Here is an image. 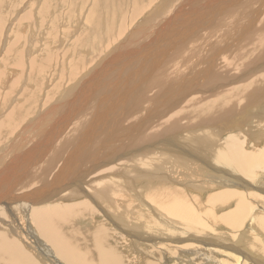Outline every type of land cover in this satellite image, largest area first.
Here are the masks:
<instances>
[{
    "label": "rangeland",
    "instance_id": "obj_1",
    "mask_svg": "<svg viewBox=\"0 0 264 264\" xmlns=\"http://www.w3.org/2000/svg\"><path fill=\"white\" fill-rule=\"evenodd\" d=\"M93 1L92 0H86V2H85L84 0H60V2H62V3H60L61 5H58L56 7V6H54L56 3V0H49V1L48 0H45V1L41 0L40 2L37 1L36 6L34 7L35 9L34 8L32 9V8H30V7L34 6V3L32 0H0V107H3L2 115L0 114L1 119L4 115H8V116L11 115L10 112H12V110H13L12 108L16 109L17 111H19V109H20V111L18 112L19 116L14 113L13 120H9L11 116H9V117L7 116L6 120L3 122V124H4L3 129H1L2 131H0V134H1V136H0V140H1L0 141L1 142L0 143V160L7 154L8 150H6V149L10 148L9 146H7V143L9 141V139L12 137V135H15V137L11 138V139L13 141L16 140L17 135L13 134L14 131L19 132V134H20L19 139L20 138L26 139L29 135L31 136V137L29 136L30 139H29V137L26 139V143L24 142L25 146L22 144V147L24 148V149L22 148V151L30 148V146L33 147L35 145V144L33 145V143L36 142L39 139V137H41V135L43 134V132L45 130V126L47 123L46 120L45 121L43 120L44 118L46 119V115H45L46 110H47L46 108L48 106H50V104L52 105V103L58 98V96H60L59 94H60V92H62L63 89H66V87L61 88V87H64L63 81L64 80L66 81V76H64L65 77L64 78L61 75L60 76L57 75L58 73L61 74V71L64 72L63 66L66 67L72 60L75 61L76 59H78V57H80V55L84 53L82 50H84L85 52L89 51V52L84 53V54L86 56L91 55L90 57H93V54H92L93 51L91 52V50L88 48L92 45L91 43H92L93 38L96 37L97 39L96 38L95 39L97 41H100L101 37L105 36L104 34L107 33V35H110V33H112V29L117 30V28H116L117 25H115V24H117V21H118V26L121 25L120 28H121V30H124V32L120 38H118L117 40H114L109 46H113L116 41L124 40L126 37L135 38L137 33L144 31L142 28H139V26H137V25H139L138 22L143 23L144 16L149 12V10H150V12H154L153 10H154L155 5H157V3L160 2L159 0H154L150 6H148L146 9H144V11H142V14L136 13L139 16H137L136 14H132L135 17V20H134L132 18L133 16L130 15L132 12L130 11V13H129V10L132 9L131 5H128V4H131L130 0H127V1L126 0H124V1L123 0H120V1L119 0H117V1H115V0L114 1L113 0L112 1H110V0L109 1L108 0H106V1L93 0ZM95 1H97L96 4H95ZM118 1L120 2L121 6L118 5L119 4ZM176 1H175L176 2L175 4H177L178 2H179L178 4H181L180 1H183V0H176ZM122 2H123V4H121ZM251 2H252V6L247 7L246 8L247 10H250V8H253L254 5L257 4L256 3L257 0H254ZM45 3L49 7V9H47L46 12L44 11L42 14L38 13L37 10L40 9ZM113 3H115V4H113ZM132 4H134V3H132ZM196 4H198V2H196L195 4H190V6L196 5ZM6 5H7V7H6ZM116 5L119 7H117ZM122 6H123V8H122ZM125 6L126 7L128 6V8H125ZM176 6L174 8H171L172 10L171 9L168 10V7H167L166 9L169 11V12L168 11L167 12L172 13L175 10ZM83 7L86 8L85 11H83L84 10ZM115 7H117L118 9H115ZM192 8H194V7H192ZM25 9H28V10L30 9L29 11H31L32 15H35L34 16L35 20L29 19L28 18L29 15H27V13H26V15H25V13H23V12H26ZM51 10H52V13H51ZM55 10H57V11H55ZM164 10H165V8H164ZM263 10H264V8H263ZM21 11H23V12H21ZM47 12H49L48 14H50V15H47ZM99 12H101V13H99ZM167 12L163 15H166ZM246 12H248V11H246ZM19 13H20V15H22V13H23V15L26 16V17H23L24 20L21 21L22 23L28 24V22H30V21H31V23H34V24L27 26V28L30 30L29 37L24 36L25 33L24 34L22 33L21 35L19 34V33H21L19 31V28H18L20 26L18 24V17H21V16H19ZM67 13L68 14L70 13V14L68 15ZM124 13H126L127 15H124ZM159 13H161V12H159ZM263 13L264 12H262V15H263ZM222 14H223V12L221 13L220 18H222ZM245 14H246V17H244V19L247 20L251 14H250V12L245 13ZM103 15H105V16H103ZM163 15H161V16H163ZM42 16H44V17H42ZM87 16H88V18H87ZM109 16H111V17H109ZM130 16H131L132 20H134V22L132 21L133 23L130 22V19H131ZM168 16H167V20H169V17H170V16L169 17ZM258 17H259V15H258ZM258 17H257V20H255L254 22H252L250 24V26L247 30L248 35L246 36L244 33L242 36V39H239V37H238L236 42H239V43L236 47L225 49L221 52L219 51L220 55L216 56V58L218 57L217 59L214 57L213 62H206L204 69L202 67L200 68V71H202V72L199 71V73H198L197 69H195L198 66L200 67V65L197 63H196L197 67L192 68L191 72H190V69H189V71H187V72H190V75H194L195 74L194 72H196V74H198V75L196 77L195 82L191 86H189V89L185 90L184 92H182V90H181L180 91V92H182L181 94H179L180 92L178 93L179 95H182V97H183L182 100L185 99V101L183 100L184 102L181 101V105L178 106L179 108L177 107L178 110L175 107V104L177 102L176 98L178 95L176 93V91L179 88L176 85L178 83V81L176 79L174 80L175 82L171 80L172 76H171V73H169L168 69L170 70L172 67H174V66L176 67L177 65L183 63L186 60L190 61L193 58L197 59V58H200L204 55L206 57L207 54H209V53L211 54V52H215L216 49H213L211 47V45L209 44L211 39L208 37V35L206 33L204 36H202L201 39L199 38V39H196L194 41L192 40L193 42L190 40V43L188 44L189 47H188V49L186 48V50H183V51L180 50L179 51V50H176L177 47L173 46L168 52H166L165 57L161 53L160 54L158 53L159 54L158 57L159 58L161 57L160 58L161 60H158L157 64H158V62H159V64L158 65L156 64V66L154 67V69L156 71H154V69H153V71H151L149 73V75L151 74L150 75L151 77H148V80L151 78L154 79L153 77L156 78V75H157V78L159 79L160 84L166 85V88L162 90V88H164L165 86L163 87V85L154 84L152 81H149L145 85H143L144 82H141L137 85H136V83H133L131 85H130V83L128 84V85H130L128 88H130L129 91L131 93H134V91L137 90V89H135L136 86H139V85L142 86L143 85L142 86L143 91H144V88L147 87L148 91L147 90L145 91V93H144L145 96L143 95V98H142V103L144 105L146 104V102L149 101L150 97H152V96L157 97V101H156L157 105L152 104V106L155 109H157V113L155 116H157V115L158 116L157 117L154 116V117L150 118L148 115H146L145 110H143V108H141L142 104H140V106L136 105L137 104V102H135V101H137L136 99L134 100L131 97H129L130 99H128V101H127L126 97L122 99V102L126 103L128 111L130 109H132L131 107L137 108V111H134V112H132L130 110L132 112V114H130L129 116L125 117V115H123L124 119L122 120V122L124 124L120 128V132L116 133L118 136L123 138L121 143L126 144V146L129 145L130 155H127V157H124V156L120 157L118 155H115L114 156L115 161H113V164L111 166V167H115V168H113V169H115V171H113V172H108L106 174L105 173L106 171L104 170L105 172L102 171L99 173V171H100V167H99L98 170L94 171L95 175H91L93 173H90L87 175V178H85V179L83 178V180H82L83 182H81V183H83L82 189L83 188L84 189L83 190H77L74 193V195L76 197H79V198L74 197L72 200H69L68 198L58 199V197H57L56 199H51L49 201H46L45 203L40 202V203H37L36 205H42V204L44 205L47 203H48L47 204L48 206L57 205L58 203H59V205H66L67 201L68 202L82 201V202L90 204L92 206L91 210H92V208L94 210V211H91L92 213L86 212L85 214H83L84 216L82 215L83 217L81 215L71 216V217L67 216L66 219H68V220H65L66 224L63 223V226H62L63 230H68V229H69V231H70V229L72 231H76V230L79 231L80 230L79 232H81L82 236L84 237V234L82 231H88V232L92 231V229H94V227H97L99 225V227H98L99 233H97V235L99 234L98 235L99 237L97 236V238L100 239L102 236L101 239L104 243L106 241V243H105L106 245L112 244L110 246H113V249L114 248L116 249V250L114 249L115 252L118 251L117 254H120L119 258H120L122 264H202V263L208 264L209 260H205V258L210 257V256H211L210 258H215L213 260H215L216 263H217L216 260L224 259L225 264H230V263H228V261H226V260H229V258H225V256L224 257L222 256L223 257L222 258L221 257L222 254L218 255L219 251L226 249V248H224V246L225 247H232V245H235L232 240L230 241V237H231V233H232V232H230L231 231L230 226L225 224V223H224L225 224L224 225L220 221H216L214 219V217L219 216L218 214L222 215L223 213L225 214V212L227 213V211L229 210L230 207L231 208L234 207L235 200L238 198L236 197V199H232V200L226 199V201H225V199H224V200L217 201V198H213V196L218 197V193L220 194L222 192L232 193L233 191H241V192H243V199H245V200L248 199L247 201L250 205L253 206V205L257 204V205H259L260 208H262L263 202H264V171H263L264 166H257L255 168V170L253 171V174L251 176L244 175L243 173H241V171H238V170L234 171V169H231L228 167L226 168L225 166H222L220 163L216 166L214 161L212 160L213 156H211V155H213V151H214V148L216 147V144L226 134L233 132L236 129L232 128L233 130H231V131L226 130L222 133H217L218 128L216 125L214 126V124H216L220 120H227V121L231 120L232 118H230L227 115L229 109L235 110L237 112V115L235 114L236 115L235 118H237V116L239 114L238 111L241 110V108L237 111L236 108H232V107H237V106L242 107V110H241V115H242L244 112V109H245V105H243V104H248V99H245L247 97V95L252 92L251 90L253 88H254L253 91L257 90L259 88V86L261 87V85L263 86V84H264V82L263 83L258 82L260 77H257V78L255 77V76L260 75V74L264 75V69H263L264 65H261L259 67L261 70H251L254 67H256L257 65H259L257 62L264 64V57H263L264 51H263V49L260 46H258L257 44L255 46L253 45V47H255V48H253L252 46H251L252 48H250V45H249V43L251 45L253 42L255 43V40L257 42L258 34L259 35H262V33L264 34V31H263L264 30V20H262L263 19L262 17H259V18ZM101 19H102V22H101ZM157 19H160V17L158 16ZM123 20H124V22H123ZM238 21H240V20H237L236 24H238L239 26L242 25L241 28L244 25L246 26L249 24V22H247L243 25L241 22H238ZM100 22L106 24V29L104 28L101 31L99 30V29H102L100 27V25H101ZM78 25H79V27H78ZM152 25H153V23H152ZM238 25H237V27H238ZM112 26H113V28L111 29ZM135 26L138 28H134ZM77 27L79 29H77ZM87 27H88V29H87ZM95 27H97V29ZM1 28H6L5 33H2ZM83 29H85V30H83ZM84 31L85 32L88 31L87 32V38H86L87 40L85 38H83V39L81 38L82 40L81 39L78 40V38L82 35V32H84ZM222 31H223L222 33H224V34H226V31H228V33H229L225 36V38L228 41V42L226 41L225 44H228L230 41V38L228 39L227 37L230 35L231 32H229L230 30H227L225 28L222 29ZM89 32H91V33H89ZM252 35L254 37L256 36L257 39L254 38ZM5 36L6 37L10 36L11 38L8 40L6 38H2ZM39 36H41L43 38H40ZM92 36H93V38H92ZM97 36H99V37H97ZM151 36H153V34H151ZM76 37H78V38H76ZM230 37H231V35H230ZM146 39L147 38H145V40ZM231 39H232V37H231ZM77 40L79 41L78 43H76ZM223 41H224V39H223ZM6 42L10 43V47L14 45V46H17V48H12L9 51H7V50L4 51L5 48H3V47H6V46H4ZM44 44H45V47H44ZM71 45H73V46H71ZM37 46L38 47L40 46L41 48L38 49V51L35 50L36 54H34L35 52L31 51L33 54L27 53L28 54V57H27V54L25 52L27 50H23V49H29V48L31 49L32 47H37ZM69 47L73 48V51H74L73 55L74 56H72L70 53H68V54L64 55L66 57L62 58L63 53L66 51L64 48H66L68 50ZM1 48H3V49H1ZM221 48H222V46H221ZM44 49L45 50L48 49V51L45 52ZM78 49H81V52H83V53L80 54L78 52ZM85 49H87V51ZM22 50L24 52H22ZM251 50L254 51V54H253V51L251 52ZM6 51L8 52V54H6ZM42 51H44V53L39 54V52L41 53ZM37 52H38V54H37ZM216 52H217V50H216ZM2 53H4V54H2ZM22 53H24L25 55ZM200 53H204V54H200ZM227 55H228V57H227ZM232 55H234L235 58ZM29 56H30V58H29ZM72 57H73V59H72ZM21 58H26L27 60L26 61L23 59L21 60ZM42 59H45V60H42ZM47 59H48V61H46ZM162 60H165V61H162ZM250 60H251V62H250ZM160 61H162V62H160ZM22 62H24V63L22 64ZM27 62H29L28 65H26ZM30 63L33 66L36 63L35 67L38 66V68H39L40 63H41L40 68L42 70H40V69L38 70L35 67L31 68ZM61 63H63V66H61V68H60ZM65 63H67V64H65ZM19 64H21V65H19ZM43 64H44V66L46 65L45 68H44ZM14 66H15L16 71L15 72H8V70L14 68ZM135 67H137V65H135ZM143 68L144 67H142L141 69H143ZM33 69H34V72H33ZM35 70L36 71L38 70V72L40 71L39 72V74H41L40 77H38L39 74L36 76L37 72ZM160 70L161 71L163 70V72H165V73L160 72ZM85 71H86V69L83 70V72H85ZM218 71L220 74L218 73ZM131 72H132L131 74L134 73V75H136V73H137V71L133 72V70ZM251 72H256L257 74L253 73L254 74V76H253V74L250 75ZM19 74H20L21 78H19L20 77ZM200 76H201V78H200ZM202 76H203V78H202ZM261 77H264V76L261 75ZM52 79L55 81H53ZM167 79L170 81H167ZM206 79H208V81ZM253 79H254V81H253ZM50 80L52 82L51 84L49 83ZM12 82H14V84ZM43 82H46V83H43ZM74 82L76 83V79L73 82H71V84L73 85ZM167 82H169V83L174 82L175 84L170 83L171 85L169 84V86H167V84H168ZM212 82H217L219 84H216V83L211 84ZM53 83H57V84L61 83L62 86L59 88V86L57 87L56 84H53ZM151 83H153V84L151 85ZM228 84L229 85L233 84V85H231L229 87H225V86H228ZM11 85H13V87ZM50 85H52L53 87ZM132 85H136V86H132ZM172 85L175 88L172 87ZM194 85H195V87L197 86V88L199 86V89L196 88V90H194V88H195ZM32 86H34V87L32 88ZM34 88H36V89H34ZM169 88H171V89H169ZM202 88L206 92H204V91L201 92ZM221 88H223V89L221 90ZM31 89H33V90L31 91ZM52 89L54 91H52ZM157 89H160L161 92L156 94ZM165 90L171 91L170 93L168 91L169 95H167V92L164 93ZM58 91H60V92H58ZM173 91H175L174 94H172ZM187 91H191V92H187ZM218 91H221V93H218ZM45 92L47 94L49 93L48 94L49 96L45 97V95H46ZM68 92H69V89L67 88V90H63L62 95L64 96L66 93L68 94ZM162 93H163V96H162ZM51 95L53 97H51ZM163 97H165V99ZM8 98L9 99L13 98L14 102H11L10 104H8V101H7ZM256 98H258V97H256ZM163 99H164V101H163ZM177 99L179 100L180 98H177ZM138 101H140V100H138ZM172 101H174L175 103L173 102V104H172ZM257 101L259 103L255 101L254 105L250 108L252 113H250L251 111H249V110L247 112L248 114L246 113L247 116L244 119L249 120L247 122V126H244L245 123H243V122L245 120L244 121L242 120V122L240 121L239 126H237V127H243V128H241V130H247L246 134H248V135L245 136L246 146H244V147L247 148L248 151H254L255 150L257 153H261L262 150L264 149V106H262L263 101H261V100H257ZM133 102H135V103H133ZM140 103H141V101H140ZM7 104H8V106H6ZM13 104H14V107H13ZM15 104H18V107ZM154 105H156L157 107ZM241 105H243V106H241ZM249 107H250V105H246V108H249ZM140 108L143 111L142 110L140 111L139 110ZM5 109H6V111H10V112H5ZM256 109H257V111H256ZM40 110H41V112H40ZM143 112L145 113L144 116L145 117L147 116L145 119L148 118L146 120L147 122L145 121L143 123L142 128L140 126H136L137 128H139V132L132 131L129 127L130 126L129 122L132 119L128 120V121H126V120L134 115L132 117L133 122L131 121V123H130V124H134L135 121H137L138 119H142L144 117ZM223 112H225V113H223ZM232 112L234 113V111H232ZM158 113H160V114L162 113L163 115L162 114L160 115ZM221 113H223V114H221ZM174 114H176V115H174ZM251 114H253L255 117ZM114 115L117 116L118 113H116ZM250 115L252 116V118H250L251 117ZM111 116H113V115H111ZM170 116H172L171 120L168 121L167 123H164L165 120ZM135 117H138V119L136 120ZM24 118L25 119L27 118V119L24 120ZM34 118H37V120H38V118L42 119V122L40 124L41 128L39 127V131L37 129L38 126H36L38 121L36 122V120H34ZM204 119L206 120V122L203 121ZM117 121H116V123H117ZM174 121H175V124H173ZM154 122H156V123H154ZM23 123H24V128L22 129ZM44 123H45V125H44ZM26 124H29L31 127L29 133H25V131H26L25 125ZM157 125H159V126L157 127ZM168 125H170V126L167 129V131L163 132V130L165 128H167L166 126H168ZM145 126H147V127H145ZM115 128H116V126H115ZM123 130L127 131L126 134L128 136L125 137L124 135H122ZM213 130H214V132H213ZM228 130H230V129H228ZM250 130H251V132L249 134L248 131H250ZM69 131H70V127L68 128V130L66 132H69ZM144 131H146V132H144ZM8 133H10V134H8ZM35 133L38 134V136H35L36 135ZM33 134H35L34 136L36 138L34 136H32ZM101 135L102 134H98L97 137L101 138L103 136V135L102 136ZM66 136L67 135L64 134V135H61V137H59L58 140H54L55 141V142L53 141L55 143L54 145L55 146L57 145V147H59L58 144H60V142L62 143L63 141H65L64 138H66ZM187 136H190L189 138H191V139H189V140L186 139V138H188ZM203 137H205L203 139L204 141L199 139V138H203ZM61 138H62V140H61ZM209 142H211V144ZM11 143L14 144V142H11ZM11 146H13V145H11ZM16 146H18V144L15 145V147ZM52 148L47 153L48 156L51 153L58 154L54 151V148L53 149ZM203 149H205V150H203ZM208 149H210V150H208ZM208 152H210V153H208ZM138 159L143 161V162L149 161V160H155V162L153 164H151V166L149 168L139 167L138 170L136 171V173H132V171H126L124 169V167L121 165V164H125V165L129 164V163H131L135 160H138ZM145 159H149V160H145ZM60 160L61 159H59L58 162L54 163V165H55L54 169H56L57 166H59V164L61 162ZM41 163L45 164L43 161H41L40 163L29 166V170L27 171V173L29 174L28 176H30V177H27V176L24 177L25 182L26 181L28 182V180L32 177V175H30V174H33L34 176L36 174H40V168H42V166H43V164H41ZM189 163L190 164L192 163V165H190ZM200 164H201V166H200ZM198 166H200V167H198ZM30 169H32V170L30 171ZM96 173H98V174L96 175ZM34 176H33V178H34ZM106 177H107V179H109L108 177H113L114 179L113 178L111 180L109 179L110 186H109L108 190H107V188L100 189L99 187H97L98 192L102 191L101 195L109 196V197L106 196L108 198V201H102V200L100 201V200L96 199V196L98 194V193H95L96 192V182H98L100 179L106 178ZM36 180H35V182L32 181L31 186H34V185L36 186L37 184H39L36 182ZM114 180L116 182V186L112 182ZM25 182L21 181L18 184V186L16 184V186L14 188H12L10 190L8 189L9 191L5 190L4 193L8 196H11V194H12V196L19 195V192L20 193H22V191L24 192L26 190V188L30 186V185L27 186V184H25ZM90 182H92V183H90ZM111 182H112V184H111ZM120 183H122V184H120ZM123 183H125V187H124ZM23 185H24V187H23ZM160 187H169L172 189L176 188V192L181 191L184 194L183 201L185 200V195H188L187 197H192V199L194 196H197L199 198L198 199V198L194 197L196 199V202L198 200H200L201 202L199 201V204L201 206L203 205L205 210L209 211L211 213V215L214 216L208 220V218L210 217V214H209V212L208 213L206 212V214H205L206 216L204 215L206 217V219L202 218V219L206 220L207 224H208V225H205L206 223L204 224V222H203L204 225L202 224V226H205L206 228H199V231L200 232L203 231L204 234L198 233V229H197L198 227H193V226H190L189 224H188V227H185V226L182 227L181 224H183V221H179L180 225L177 224L178 221L174 222L176 224H174V223L172 224V223H170L171 218L169 220L168 219L169 217H160V215H158V213H157V209H156V211H154L151 207H148L145 205V203L143 202V200H145V199H147L145 201L149 200L151 203H153V201L148 199V197H147V195L149 193L148 191L153 188L150 193H152L154 191H158L156 193L160 194L161 192H159V190H158V188H160ZM120 188H121V190L123 189L122 192H119ZM110 189H112V190H110ZM177 189H178V191H177ZM39 190L37 189V191H39ZM163 192L164 191H162V193ZM176 192H174V195L177 194ZM247 192H249V193L247 194ZM167 193L171 194L168 191H167ZM6 195H3V196H6ZM27 195H29V194H27ZM58 195H60V193ZM208 195L209 196L213 195V196H211L212 197L211 203L209 201L210 198L208 197ZM8 196H6V197H8ZM99 196L100 195L98 194V198L101 199L102 197L101 196L99 197ZM181 196L183 198V195H181ZM187 199L185 200L186 204L187 205L190 203L192 204L191 199L189 198V200L191 202ZM213 199H215L214 200L215 203L212 202ZM11 200L12 199H9V198L5 199V201H7V202H9ZM187 201H188V203H187ZM193 201H195V200H193ZM204 201H206V202L208 201L210 203V205L208 204V202L206 204ZM196 202L193 203L192 206H196V205L198 206V204H196ZM219 202H221V203H219ZM224 202H226V203L222 204ZM227 204H228V206H227ZM114 205H116V206L114 207ZM188 206H186V207L188 208ZM214 206L215 207L217 206V208H215ZM206 207H208V208H206ZM9 208L4 209V216H3L4 219H3V217H2V219H0V231H2L4 234H7L9 236V238L12 239L13 242H17V244L22 248V250L27 255L29 254L30 258H34L35 260H38V262H37L38 264H66V263H64L63 260H61L58 257L56 252H55V254L53 253L48 242L44 241V238L41 237L38 230L35 228V226H33V222L30 220L29 210H25V208H22V207H18V210H17L15 208H13V206H11ZM198 208H200V207L198 206ZM113 209H115V210H113ZM117 209H119V210H117ZM209 209H212L215 211H212V210L210 211ZM125 212H126V214H125ZM123 213L126 216H124ZM132 215L133 216L135 215V216L133 217ZM207 215H209V217ZM80 216H81V218H80ZM158 217L161 218V221L167 220L168 223L166 221V225H165V222H164V224L161 225V221L159 220L160 218L158 219ZM121 219L122 220L126 219V220H128V222H131V220L135 221V222H132V225H129L127 223H124ZM129 219H131V220H129ZM69 221H70V223H69ZM100 221H102V223ZM144 221H146V223H148V224H151V226H153V227L156 226L157 228L156 229L154 228V230L145 229V227H143V225H145ZM163 221H162V223H163ZM172 221H174V220H171V222ZM211 221L213 222L212 224H211ZM155 222L156 223L158 222L157 224H159V226H157ZM215 222H216V225L214 224ZM164 225H165V227H163ZM175 225H179L176 227L180 230V231L178 230L180 233L183 231L182 229H184V231L182 233H184L185 237H188L190 235V238H192L191 234L193 232V229L195 230V228H196L195 232H193L194 234H192V235L193 236L196 235L197 240L195 239V237H194V239L192 238L193 241L190 238H189L190 240H185V241L182 240V238L184 236H183V234L181 235L177 231L175 232V230H174ZM199 225H201V224H199ZM133 226H135V227H133ZM207 226H209V227L207 228ZM226 226H229V227H226ZM129 227H131V228H129ZM148 227H150V226L148 225ZM190 227H192L193 229ZM210 227L212 230H210ZM212 227H214V229ZM132 228H133V230H132ZM150 228H152V227H150ZM177 228H176V230H177ZM161 229H164L166 232L162 231ZM171 229H173V230H171ZM206 229H208L209 231H206ZM187 230H189L191 233L188 232ZM103 231L105 233V236H103V233H102ZM169 231H171V232H169ZM228 231H229L230 235L228 234ZM158 232H159V234H158ZM152 233L154 235H152ZM176 233H178L181 237L178 236ZM195 233H197V234H195ZM212 233H213L214 237H216V238L211 236ZM110 234H111V238H113V239L110 238ZM146 234L147 235L149 234L151 236H149V235L147 236ZM209 234H210V236H209ZM262 234L264 235V233H262ZM138 235H140V236H138ZM143 235L146 237H144ZM162 235H164V237H166V238H164ZM167 235H169L170 240H172V242L174 241L175 243H171L170 240H168ZM175 235H177V236H175ZM104 238L107 240L104 241ZM133 238H135V240L137 242L133 241L134 240ZM140 238H142V240ZM147 238H149V239H147ZM224 238H225V240H224ZM41 239H43V240H41ZM202 239H203V241H202ZM164 240L166 242H164ZM257 240L264 246V243L262 242L260 237H258ZM186 242L187 243L193 242L192 244H194V245H193V248H191V249L193 252H196V251L197 252L193 253L191 251L189 253L188 249L184 250L186 248H182L183 249L182 250L181 248H177L175 246V244L180 246V245H182V243H186ZM163 243L164 244L166 243L165 244L166 246H168V244H169V246L165 247V245H163ZM170 243H171V248H170ZM225 244H227V245H225ZM172 246H175V249ZM195 246H197V247H195ZM190 247H192V245ZM194 247H195L196 251H195ZM214 248H218V251L213 252ZM178 249H181V250H178ZM229 249L230 248H227L226 250H229ZM198 250L200 251V253L198 252ZM243 250L244 249H242V247L238 246V248H236L235 251H236V254H240ZM180 251H182L183 253ZM149 253H150V255H155V256L150 257ZM211 253L212 254L215 253V254L212 255ZM216 253H217V255H216ZM178 256H179V258H177ZM214 256H216V257H214ZM34 259H32V261H34ZM218 261L220 262L222 260H218ZM217 264H219V263H217Z\"/></svg>",
    "mask_w": 264,
    "mask_h": 264
},
{
    "label": "bare ground",
    "instance_id": "obj_2",
    "mask_svg": "<svg viewBox=\"0 0 264 264\" xmlns=\"http://www.w3.org/2000/svg\"><path fill=\"white\" fill-rule=\"evenodd\" d=\"M32 1L34 3V6H32L30 8L33 9L36 6V2L37 1L40 2L41 0H32ZM84 1L86 2V0H84ZM98 1H106V0H98ZM110 1H112V0H110ZM115 1H117V0H115ZM153 1L154 0H130L131 4H128V5H131V7H132V9L129 10V13H130V11L132 12L130 15L136 14V13L142 14V11H144V9H146L148 6H150ZM159 1L160 2H158L157 5H155V7H154V10H153L154 12H150V10H149V12L143 18V23L138 22L139 25H137V26H139V28H142L144 31L137 33L135 38L126 37L124 40L116 41L113 46H109L114 40H117L118 38H120L124 32V30H121V28H120L121 25L118 26V21H117V24H115V25H117V27L114 25L117 28V30H113L112 29L113 26H112L111 27L112 33H110V35H107V33L104 34L105 36H102L100 41H97L96 40L97 38L95 37L96 38L95 39L92 36V38H93L92 43H91L92 45L88 48L91 50V52L93 51V53H92L93 57H90L91 55L86 56L84 54V53L89 52V51H87V49H85L87 52L82 50L84 53L81 52V49H78V52L80 54L83 53L80 55V57H78V59H76L75 61L72 60L66 67L63 66V63H61L60 68H61V66H63L64 72L61 71V74L58 73L57 75L58 76L61 75L63 77L66 76V81L65 80H64L65 82L63 81L64 87H61L62 86L61 83L60 84L53 83V84H56V86L57 87L59 86V88L60 87L65 88L66 87V89H63V90H67V88H68L69 92H68V94L66 93L63 96L62 95L63 90H62V92L58 91V92H60V94H59L60 96H58L57 99L55 98L56 100L52 103V105L50 104V106H48L46 108L47 109L46 113H45L46 119L44 118L43 120L44 121L46 120L47 123H46L45 130H44L43 134L41 135V137H39V139L36 142L33 143V145L35 144L33 147L30 146V148L22 151V148H23L22 144L25 146L26 139L30 135L26 139H23V138L19 139V135H20L19 132L14 131L13 134L17 135L16 140L13 141L11 139V138L15 137V135H12V137L9 139V141L7 143V146H9L10 148L6 149V150H8L7 154L0 160V219H2V217L4 216V209H7L11 206H13V208H15L17 210H18V207H22V208H25V210H29L30 220L33 222V226H35V228L38 230L41 237L44 238V241L48 242L53 253L55 254V252H56L58 257L61 260H63L64 263H66V264H122V263H121V260L119 258L120 254H117L118 251L115 252L116 249L114 248L115 249L114 250L113 246H110L112 244L106 245L105 240H107V239L104 238V241H105V243H104L101 239L102 236L100 239L97 238V236L99 235V234L97 235V233H99L98 232L99 231V228H98L99 225L97 227H94V229H92V231H89V232L88 231H82L84 234V237L82 236L81 232H79L80 230L79 231H77V230L72 231L71 229H70V231H69V229L63 230L62 226H63V223H65V220H68V219H66L67 216H70V217L71 216H79V215L82 216L86 212L92 213L91 211H94V210H93V208L91 210L92 206L90 204L82 202V201H78V202H76V201L75 202H73V201L68 202L67 201L66 205H59V203H58L57 205H52V206H48L47 205L48 203L44 204V205L42 204L43 206L42 205H36V204L40 203V202L45 203L46 201H49L51 199H56L57 197H58V199L68 198L69 200H72L74 197L79 198V197H76L74 195V193L77 190H83L84 189V188L82 189L83 183H81V182H83L82 181L83 178L84 179L87 178V175L90 173H93L91 175H95L94 171L98 170L99 167H100L99 173L102 171L103 172L106 171L105 172L106 174L108 172H113V171H115V169H113L115 167H111V166L113 164V161H115L114 156L118 155L120 157H122V156L127 157V155H130L129 145L126 146V144L121 143L123 138L118 136L116 133L120 132V128L124 124L122 122V120L124 119L123 115H125V117H127L130 114H132V112L137 111V108L131 107L132 109H130V110L132 112L130 110L128 111L126 103H123L122 99L125 97L127 98V101H128V99H130L129 97L133 98L134 100L136 99L137 100V101H135V102H137L136 105L140 106V104H142L141 108H143V110H145L146 115H148L150 118L154 117L156 115L157 109H155L152 106V104H156L157 97H154V96L150 97L149 101L146 102V104L144 105L142 103V98H143L145 91L147 90V87L144 86L145 88L143 91L142 86L147 84L149 81H152L154 84L163 85V84H160L159 79L157 78L156 74H155L156 78L153 77L154 79L151 78L148 80V77H151L150 76L151 74L149 75V73L151 71H153L154 67L157 64V61L161 60L160 59L161 57L160 58L158 57L160 53L162 55H164V57H165L166 52H168L173 46L177 47L176 50H179V51L180 50H182V51L186 50V48L188 49V47H189L188 44L190 43V40L194 41V40L199 39V38L201 39L202 36H204L206 33H207L208 37L211 39L209 44L211 45V47L213 49L217 50V52L215 50V52H211V54L210 53L207 54L206 57L204 55V56L197 58V59L193 58L190 61L186 60L183 63L177 65L176 67L174 66L170 70L168 69L169 73H171V76H172L171 80L174 81L176 79L178 81V83L176 84L179 87L178 90L176 91V93L178 94L181 90H182V92H184L185 90L189 89V86H191L195 82L198 74H196V72H194L195 73L194 75H190V72L192 71V68L197 67L196 63L200 65V67L198 66L197 68H195V69H197V71L199 73L201 67L204 69L206 62H213L214 57L216 58V56L220 55L219 51L221 52L225 49L236 47L239 43V42H236L238 37H239V39H242V36L244 33L246 36L248 35L247 30H248L250 24L252 22H254L255 20H257L258 15H259V17L263 18L262 20H264V13L262 15V12H264V10H263L264 0H257V2H256L257 4L254 5L253 8H250V10H247L246 8L252 6L251 1H254V0H183V1H180L181 4H178L179 2L177 4H175L177 2L176 0H159ZM196 2H198V4L190 6V4H195ZM60 3H62V2H60V0H56V3L54 6L57 7L58 5H61ZM96 3H97V1H95V4ZM132 3H134V4H132ZM113 4H115V3H113ZM121 4H123V2ZM118 5H120V2ZM174 5L175 6L177 5L175 10L172 13H168L169 12L168 10L175 7ZM6 7H7V5H6ZM117 7H119V6H117ZM117 7H115V9H118ZM167 7H168V10L166 9ZM192 7H194V8H192ZM122 8H123V6H122ZM125 8H128V6L127 7L125 6ZM164 8L166 11L164 10ZM47 9H49V7L45 3L40 9L37 10V12L42 14L44 11L46 12ZM29 10L25 9L26 12H23V11H21V12L25 13V15L27 13V15H29V17H28L29 19H34L35 15H32L31 11H29ZM85 10H86V8H84L83 11H85ZM55 11H57V10H55ZM246 11L250 12V14H251L247 20L244 19V17H246L245 13H248ZM159 12H161V13H159ZM166 12H167L166 15L170 16V17L168 16L169 20H167L166 15H163ZM222 12H223L222 18H220V15ZM23 13H22V15H20V13H19V16H21V17H18V24L20 25L18 28H19V31L21 32L19 34L21 35L22 33L23 34L25 33L24 36L29 37L30 30L27 28V26L34 24V23H31V21L28 22V24L22 23L21 21L24 20L23 17H26L25 15H23ZM48 13L49 12H47V15H50ZM51 13H52V10H51ZM99 13H101V12H99ZM124 15H127V14L124 13ZM136 15L139 16L138 14H136ZM161 15H163V16H161ZM103 16H105V15H103ZM158 16L160 17V19H157ZM42 17H44V16H42ZM109 17H111V16H109ZM87 18H88V16H87ZM130 18H131V16H130ZM132 18L135 20L134 16ZM132 18L130 19V22H132V21L134 22V20H132ZM124 20H123V22H124ZM237 20H240L238 22H241L243 25L247 22H249V24L246 26L244 25L241 28L242 25L239 26L238 24H236ZM101 22H102V19H101ZM152 23H153V25H152ZM237 25H238V27H237ZM78 27H79V25H78ZM78 27H77V29H79ZM100 27L102 28V29H99L100 31L103 30L104 28L106 29V24L101 23ZM95 28L97 29V27H95ZM134 28H138V27L135 26ZM224 28L227 30H230L229 32L232 33V34L230 33L232 39H231L230 35L227 37L228 39L230 38V41L228 44H225L227 41L225 36L229 33H228V31H226V34L222 33L223 32L222 29H224ZM87 29H88V27H87ZM5 30H6V28H1L2 33H5ZM83 30H85V29H83ZM84 32H82L81 36L79 35L80 36L79 38L78 37H76V38H78V40H80L81 38L86 39L88 31L85 33ZM89 33H91V32H89ZM151 34H153V36H151ZM256 36L255 37L253 36V37L256 38ZM39 37L43 38L41 36H39ZM97 37H99V36H97ZM2 38H6L8 40L11 37L5 36ZM145 38H147V39L145 40ZM257 38H258L257 42L255 40V43L253 42L252 45L249 43L250 48H252L253 45L255 46L257 44L264 51V34L263 33H262V35L258 34ZM223 39H224V41H223ZM78 40L76 43L79 42ZM4 46H6V47H3V48H5L4 51L5 50L9 51L12 48H17V46H14V45L10 47V43H8V42H6ZM71 46H73V45H71ZM221 46H222V48H221ZM44 47H45V44H44ZM3 48H1V49H3ZM40 48H41L40 46L39 47L37 46V47H32L31 48L32 50L30 48L29 49H23V50H27V51H25L26 54L32 53V52H35L34 54H36L35 50L38 51V49H40ZM253 48H255V47H253ZM64 49L66 51L63 53L62 58L66 57L64 55H66L68 53H70L72 56H74L73 55L74 51H73L72 47L71 48L69 47L68 50L66 48H64ZM23 50H22V52H24ZM7 51H6V54H8ZM46 51H48V49H46L45 52ZM252 51L253 50H251V52ZM42 53H44V51H42L41 53L39 52V54H42ZM2 54H4V53H2ZM22 54H24V53H22ZM37 54H38V52H37ZM200 54H204V53H200ZM253 54H254V51H253ZM232 56H234V55H232ZM27 57H28V54H27ZM227 57H228V55H227ZM29 58H30V56H29ZM234 58H235V56H234ZM22 59L25 61L27 60L26 58H21V60ZM72 59H73V57H72ZM42 60H45V59H42ZM46 61H48V59ZM162 61H165V60H162ZM162 61H160V62H162ZM250 62H251V60H250ZM23 63L24 62H22V64ZM257 63L259 65H257L256 67H254L251 70H261L259 67L261 65H264V64H261L259 62H257ZM28 64H29V62L26 63V65H28ZM65 64H67V63H65ZM158 64H159V62H158ZM19 65H21V64H19ZM30 65H31V68H34L36 63L34 66L31 63H30ZM135 65H137V67H135ZM43 66H44V64H43ZM45 66H44V68H45ZM40 67H41V63H40L39 68H38V66H36L35 68H37L38 70L39 69L42 70ZM142 67H144V68L141 69ZM85 69H86V71L83 72V70H85ZM189 69H190V72H187V71H189ZM38 70L37 71L35 70L37 72L36 76L40 72V71L38 72ZM132 70H133V72L137 71L136 75H134V73L131 74ZM15 71H16L15 66H14V68L8 70V72H15ZM154 71H156V70L154 69ZM33 72H34V69H33ZM160 72H163V70L162 71L160 70ZM200 72H202V71H200ZM163 73H165V72H163ZM218 73H219V71H218ZM253 73L257 74L256 72H251L250 75H252ZM261 75L264 76L263 74H260V75H257L255 77L256 78L260 77V79L259 80L257 79V80H258V82L263 83L264 77H261ZM19 76H20V74H19ZM40 76H41V74H39L38 77H40ZM253 76H254V74H253ZM19 78H21V76ZM200 78H201V76H200ZM202 78H203V76H202ZM75 79H76V83L74 82L75 85L74 84L72 85L71 82H73ZM208 79H206V80L208 81ZM53 81H55V80H53ZM167 81H170V80L167 79ZM253 81H254V79H253ZM141 82H144V84L142 83L143 84L142 86H140V85L136 86L137 84H139ZM174 82H170V83L175 84ZM12 83L14 84V82H12ZM43 83H46V82H43ZM49 83L50 84L52 83L51 80ZM129 83H130V85L133 83H136V85H132V86H136L135 89H137L134 91V93H131L129 91L130 90V88H128L130 86V85H128ZM153 83H151V85ZM167 83H168L167 86H169L170 83L169 82H167ZM213 83L219 84L217 82H212L211 84H213ZM52 85H50V86H52ZM231 85H233V84H231ZM231 85L228 84V86H225V87H229ZM11 86L13 87V85H11ZM33 87L34 86H32V88ZM163 87L164 88L161 87L162 90L166 88V85H163ZM172 87H174V86L172 85ZM194 87H195V85H194ZM171 88H169V89H171ZM196 88H197V86L194 88V90H196ZM34 89H36V88H34ZM53 89H52V91H54ZM197 89H199V86ZM222 89L223 88H221V90ZM253 89L251 90L252 92L249 93L247 95V97L245 98V99H248V104H243V105H245V109H244V112L242 115H241L242 107H240V106L232 107V108H236L237 111L241 108V110L238 111L239 114H238L237 118H235L237 115V112L235 110L229 109L227 115L232 119L229 121L220 120L219 122L214 124V126L216 125L218 128L217 133H222L226 130L231 131V130H233L232 128H235L236 130L226 134L222 139H220V141L216 144V147L214 148L213 155H211V156H213L212 160L214 161L216 166L220 163L222 166H225L226 168L228 167V168L234 169V171L235 170L241 171V173H243L244 175H249V176H251L253 174V171L255 170V168L257 166H264V149L262 150L261 153H257L255 150H254L255 152L254 151H248L247 148L244 147V146H246L245 136L248 135V134H246L247 130H241V128H243V127H237V126H239L240 121L242 122V120L243 121L245 120L244 118L247 116L248 110L251 111L250 108L254 105L255 101L256 102H258L257 100L263 101L262 106H264V84H263V86L261 85V87L259 86L258 89L256 88L257 90L253 91ZM32 90L33 89H31V91ZM168 91L169 90H167V91L165 90L164 93L167 92V95H169V93L171 91H169V93H168ZM202 91L206 92L203 88H202L201 92ZM159 92H161V90L157 89L156 94ZM174 92L175 91H173L172 94H174ZM182 92H180L179 94H181ZM187 92H191V91H187ZM218 93H221V91H218ZM45 94H46L45 97L49 96L48 95L49 93L47 94L45 92ZM179 94L177 95V98H180V99L178 100L176 98V100H177V102L175 104L176 108L179 105H181V101L182 102L185 101V99H183L184 101L182 100L183 97H182V95H179ZM162 96H163V93H162ZM51 97H53V96L51 95ZM256 97H258V98H256ZM163 98L165 99V97H163ZM164 99H163V101H164ZM138 100H140L141 103ZM7 101H8V104H10L11 102H14V99L8 98ZM135 102H133V103H135ZM173 102L174 101H172V104H173ZM8 104L6 106H8ZM15 105H17V107H18V104H15ZM156 105H154V106H156ZM243 105H241V106H243ZM246 105H250V107L246 108ZM13 107H14V104H13ZM141 108L139 109L140 111L142 110ZM178 108H177V110H178ZM12 109H13L12 112L6 111V109H5V112H10V114H11V115H9V116H11L10 119L8 118L9 120H13L14 113L18 115V112L20 111L19 108H18L19 111H17L14 108H12ZM2 111H3V107H0V114L1 115H2ZM232 111H234V113ZM256 111H257V109H256ZM40 112H41V110H40ZM225 112H223V113H225ZM116 113H118L117 116L114 115ZM145 113L143 112V116L145 115ZM223 113H221V114H223ZM250 113H252V111ZM158 114H160V113H158ZM1 115H0V131H2L1 129H3V125H4L3 122L6 120V118L8 116V115H4L1 119ZM111 115H113V116H111ZM174 115H176V114H174ZM251 115H253V114H251ZM133 116H131L126 121L132 119L131 121L133 122V118H132ZM157 116H155V117H157ZM172 116L168 117L164 123H167L168 121H170ZM146 117L144 116L142 118L143 120L138 119V117H135L136 120L137 119L138 120L137 121L134 120L135 121L134 124H130L131 121L129 122L130 129L132 131L139 132V128H137L136 126H140L142 128L143 123L148 119V118L145 119ZM250 118H252V116ZM26 119L24 118V120H26ZM34 120H36V122L38 121L36 126H38L37 129L39 131V127L41 128L40 124L42 122V119L38 118V120H37V118H34ZM116 121H117V123H116ZM203 121L206 122L205 119ZM248 121L249 120L246 119L243 122V123H245L244 126H247ZM154 123H156V122H154ZM173 124H175V121ZM44 125H45V123H44ZM115 126H116V128H115ZM158 126L159 125H157V127ZM169 126L170 125L166 126L167 128H165L163 130V132L167 131ZM25 127H26L25 133H29V131L31 129L30 125L26 124ZM69 127H70V131L66 132ZM145 127H147V126H145ZM23 128H24V123L22 124V129ZM228 129H230V130H228ZM251 130L248 131L249 134H250ZM146 131H144V132H146ZM126 132H127L126 130L122 131V135H124L125 137L128 136L126 134ZM213 132H214V130H213ZM8 134H10V133H8ZM35 134H33L32 136H34ZM64 134L67 135L66 138H64L65 141H63L62 143L60 142V144H58L59 147H57V145L55 146L54 140H58V138ZM98 134H102L103 136L101 135L102 136L101 138L97 137ZM0 136H1V134H0ZM35 136H38V134H36ZM30 137H29V139H30ZM187 137L188 138H186V139H188V140L191 139V138H189L190 136H187ZM204 138L205 137L199 138V139L203 140ZM61 140H62V138H61ZM11 142H14V144H12ZM209 143L211 144V142H209ZM17 144H18V146L15 147V145H17ZM11 145H13V146H11ZM52 147L54 148V151L58 154L51 153L48 156L47 153L51 150ZM203 150H205V149H203ZM208 150H210V149H208ZM210 152H208V153H210ZM59 159H61L60 160L61 162H60L59 166H57V168L54 169V166H55L54 163L58 162ZM145 160H149V159H145ZM41 161H43L45 164L41 163V164H43V166H42V168H40V174H36L35 176L33 174H30V175H32V177L29 179L30 181L28 180V182L27 181L25 182L24 177H26V176L30 177V176H28L29 174L27 173V171L29 170V166L40 163ZM154 162H155V160H149V161L143 162V161L138 159V160H135L129 164H126V165L121 164V165L124 167V169L126 171H132V173H136V171L138 170L139 167L149 168L151 166V164H153ZM201 164H200V166H201ZM190 165H192V163ZM200 166H198V167H200ZM31 170L32 169H30V171ZM97 174L98 173H96V175ZM33 176H34V178H33ZM108 178L111 180L113 177H108ZM109 179H107V177H106V178H102L98 182H96V192L95 193H98L102 197L101 199L98 198V194H97L96 199H98L100 201L101 200L102 201H108L107 197H109V196L101 195L102 191L98 192L97 187H99L100 189L107 188V190H108L109 186H110ZM35 180L39 184L36 183L37 185L36 186L34 185L35 187L31 186L32 181L35 182ZM21 181L22 182L24 181L25 184H27V186L30 185L29 187L26 188V190L24 192L23 191H22V193L19 192V195H14V196H12V194H11V196H8L4 193L5 190H8V189L10 190V189L14 188L16 186V184L18 186V184ZM112 182L116 186L115 180ZM112 182H111V184H112ZM90 183H92V182H90ZM120 184H122V183H120ZM123 184L125 187V183H123ZM23 187H24V185H23ZM37 189L38 190L40 189V190L37 191ZM110 190H112V189H110ZM120 190H121V188H120ZM120 190H119V192H122L123 189L121 191ZM151 190L148 191L149 193H148L147 197H148V199L152 200L153 203H151L149 200L145 201V200H147V199H145V200H143V202L145 203L146 206L151 207L154 211H156V209H157V213H158V215H160V217H169L168 218L169 220H170V218H171V220H174L172 222L170 220V223H172V224L175 221H178L177 224H179V221H183V224H181L182 227L183 226L188 227V224H189L190 226L198 227L197 228L198 233H201V234L203 233V231L202 232L199 231V228H206L205 226H202L203 222H204V224L206 223L205 225H208L207 221L204 219H206V217H205L206 212L208 213L209 211L205 210L203 205L201 206L199 204L200 200H198L196 202V199L194 197L198 198L197 196H194L192 199V197H187L188 195H185V200L187 198H188L187 200H189V198H190L192 201V204L196 202V204H198V206L200 208H198L197 205L192 206V204L190 203L191 202L190 200H189L190 204H188L189 205L188 206L186 204L185 200L183 201L184 194L181 191L176 192V188L172 189L169 187H160V188H158L159 192H161L160 194L156 193L158 191H154V192L150 193ZM162 191H164V192L162 193ZM167 191L170 192L172 195L168 194ZM177 191H178V189H177ZM174 192H176L177 194L175 193L176 195H174ZM59 193H60V195H58ZM248 193L249 192H247V194ZM27 194H29V195H27ZM3 195H6L8 197L3 196ZM181 195H183V198ZM213 195H211V196H213ZM211 196L208 195V197L210 199L207 197L209 199L210 203L212 200ZM236 197L239 200L236 199ZM7 198L12 199V200L7 202V201H5V199H7ZM213 198H217V201L224 200V199H225V201H226V199H231V200L236 199L234 207L233 208L230 207L229 210L227 211V213L225 212V214L223 213L222 215L218 214L219 216H217V217H214L213 215H211L210 212H209L210 217H209V215H207L209 217L208 220L211 217H214V219L216 221H220L223 224L225 223V224L229 225L230 230H231L230 232H232L231 237H230V241L232 240L235 245H232V247H225L224 246V248H226V249L230 248V249L229 250H226V249L221 250L218 252L219 253L218 255L222 254L221 257L225 256V258H229V260H226V261H228V263H230V264L231 263L232 264H264V246L257 240V238L260 237L262 242L264 243V235L262 234V233H264V202H263L262 208H260L259 205H257V204L252 206L248 203L247 198H246L247 200L243 199V192H241V191H233L232 193L222 192L220 194L218 193V197L213 196ZM193 200H195V201H193ZM214 200L215 199H213L212 202H214ZM204 202L207 204L208 201L207 202L204 201ZM187 203H188V201H187ZM210 203L208 202L209 205H210ZM219 203H221V202H219ZM225 203L226 202H224L222 204H225ZM115 206L116 205H114V207ZM186 206H188V208ZM227 206H228V204H227ZM206 208H208V207H206ZM215 208H217V206ZM113 210H115V209H113ZM117 210H119V209H117ZM209 210L211 211L212 209H209ZM212 211H215V210H212ZM125 214H126V212H125ZM125 214H124V216H126ZM81 216H80V218H81ZM160 217H158V219ZM202 218H204V219H202ZM3 219H4V217H3ZM131 219H129V220H131ZM132 220H131V222H128V220H126V219H124L122 221L124 223L129 224V225H132V222H135ZM159 220L161 221V218ZM162 221H161V225L164 224V222L166 225L167 220L163 221V223H162ZM100 222L102 223V221H100ZM144 222H145V225H143V224L142 225L147 230L148 229L154 230V228L155 229L157 228L156 226L153 227V226H151V224L146 223V221H144ZM69 223H70V221H69ZM157 223H156V225L159 226V224H157ZM167 223H168V221H167ZM212 223L213 222L211 221V224ZM174 224H176V223H174ZM199 224H201V225H199ZM214 224L216 225V222ZM148 225L152 228L148 227ZM165 225L163 227H165ZM179 225H175V229H174L175 232L180 231L176 227ZM229 226H226V227H229ZM131 227H129V228H131ZM133 227H135V226H133ZM208 227L209 226H207V228ZM176 228H177V230H176ZM190 228H192V227H190ZM212 228L214 229V227H212ZM132 230H133V228H132ZM161 230L165 231L164 229H161ZM171 230H173V229H171ZM182 230L184 231V229H182ZM195 230H196V228H195ZM195 230L193 229V232H195ZM210 230H212L211 227H210ZM187 231L190 232L189 230H187ZM206 231H209V230L206 229ZM169 232H171V231H169ZM182 232L181 233L179 232V233L181 235L183 234V236H184V233H182ZM193 232H192V234H194ZM102 233H103V236H105L104 231ZM213 233L211 236L214 237ZM158 234H159V232H158ZM176 234L178 236H180L178 233H176ZM192 234H191L192 238L194 239V237H195V239L197 240L196 235L193 236ZM195 234H197V233H195ZM228 234H229V231H228ZM152 235H154V234L152 233ZM177 235H175V236H177ZM138 236H140V235H138ZM149 236H151V235H149ZM162 236L164 237V235H162ZM167 236H168V240H170L169 235H167ZM209 236H210V234H209ZM144 237H146V236H144ZM110 238H111V234H110ZM164 238H166V237H164ZM189 238H190V235L188 237L184 236L182 238V240H184V241L190 240V239L192 240V238H190V239ZM214 238H216V237H214ZM111 239H113V238H111ZM133 239H134L133 241L137 242L135 240V238H133ZM140 239L142 240V238H140ZM147 239H149V238H147ZM41 240H43V239H41ZM224 240H225V238H224ZM202 241H203V239H202ZM164 242H166V241L164 240ZM170 242L175 243L174 241L172 242V240H170ZM171 243H170V248H171ZM192 243L186 242V243H182V245H180V246L175 244V246L177 248H181V249L186 248L184 250L188 249V251L190 253L192 251L191 248H193V245H194ZM165 244L163 243V245H165ZM191 245H192V247H190ZM225 245H227V244H225ZM168 246H169V244H168ZM168 246L165 245V247H168ZM175 246H172V247H174V249H175ZM238 246H240V247H242V249H244L240 254H236V251H235L236 248H238ZM195 247H197V246H195ZM195 247H194V249H195ZM181 249H178V250H181ZM195 251H196V249H195ZM217 251H218V248H214L213 252H217ZM180 252H182V251H180ZM196 252H193V253H196ZM198 252L200 253L199 250H198ZM214 254H212V255H214ZM216 255H217V253H216ZM149 256L153 257L155 255H150V253H149ZM210 257L205 258V260H209L208 264H217V263L225 264L224 259H218V260H222V261H220L221 262L220 263L218 260H216L217 261V263H216L215 260H213L215 258H210ZM214 257H216V256H214ZM177 258H179V256ZM32 259H34V258H30L29 254L27 255L22 250V248L17 244V242H13L12 239L9 238V236L7 234H4L2 231H0V264H38L37 263L38 260L34 259V261H32Z\"/></svg>",
    "mask_w": 264,
    "mask_h": 264
}]
</instances>
